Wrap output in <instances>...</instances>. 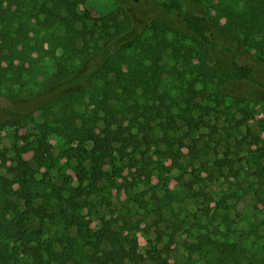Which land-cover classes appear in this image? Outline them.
I'll return each instance as SVG.
<instances>
[{"label":"trees","instance_id":"16d2710c","mask_svg":"<svg viewBox=\"0 0 264 264\" xmlns=\"http://www.w3.org/2000/svg\"><path fill=\"white\" fill-rule=\"evenodd\" d=\"M29 1L0 0V86L19 85L40 59L52 61L57 72L45 92L27 100L17 117L0 119L4 128L37 112L45 116L39 137L21 148L15 145L9 158L0 149V264H146L138 250L139 228L131 219H101L92 229L76 199L88 194V188H98L97 172L113 165L117 152L123 156L128 148L138 150L142 142L132 132L137 126L149 147L156 144L151 125L156 121L164 132L175 130L178 119L190 129L205 127L194 116L218 113L196 101L212 98L204 89L209 83L224 88L226 82H238L264 95V0H220L217 18L197 13L188 0H134L152 6L159 15L146 22L147 36L127 39L116 28L117 11L94 18L79 11L83 0ZM172 34L180 38L176 45L169 39ZM168 52L192 78L180 99L162 90ZM252 52L257 66L243 58ZM74 61H80V67L67 69ZM87 65L96 83L85 89L82 83L88 75L78 72ZM197 84L203 88L198 90ZM220 95L219 90L215 101ZM51 134L76 145L79 183L88 182L87 188L57 189L37 179L52 159ZM29 152L32 157L25 160ZM195 177L181 186L190 199L199 201L206 218L210 213L220 218L225 231L214 226L197 234L185 246L187 256L171 264H254L242 246L248 237L233 238V194L214 199L205 179ZM255 177L264 189V166ZM140 207L146 209L144 204ZM157 217L164 220L158 211ZM51 226L59 231L52 233Z\"/></svg>","mask_w":264,"mask_h":264},{"label":"rangeland","instance_id":"374dc122","mask_svg":"<svg viewBox=\"0 0 264 264\" xmlns=\"http://www.w3.org/2000/svg\"><path fill=\"white\" fill-rule=\"evenodd\" d=\"M219 1L188 0L187 3L197 13L217 18L215 10ZM79 11H88L94 18L119 12L116 28L123 39L142 33L147 36L146 22L159 15L152 6L134 0H83ZM222 24L223 20H220V26ZM178 30L184 29L178 26ZM178 38L175 34L169 37L175 45L180 41ZM56 54L61 55V50ZM250 54L246 53L244 60L257 66L255 53ZM169 55L170 52L163 62L166 71L162 77V90L172 98L180 99L192 78L182 72V63L176 64ZM219 61L221 65L223 60ZM80 64V61H74L67 69L75 71ZM91 68L87 65L78 72L83 77L88 75L87 82L82 83L85 89L96 83L89 76ZM56 72L52 61L40 59L19 85L0 86V119L17 117L27 100L45 92L46 84L53 80ZM66 83L71 82L64 85ZM196 86L198 90L203 88L200 84ZM204 89L212 98L196 101L218 111L211 112L209 116H197L198 113L194 116L196 121L203 120L205 127L200 125L190 129L178 119L175 130L164 132L156 121L151 124L156 144L149 147L143 141L142 129L137 126L132 132L137 133L138 140L142 142L138 150L128 148L123 156L117 152L113 165H105L97 172V177H100L98 188H88V194L76 199V203L92 229L98 228L101 219H131L139 228L135 231L138 250L146 264H171L175 258L187 256L185 246L197 234L212 230L214 226L225 231L220 218L214 219L211 213L206 218L199 201L190 199L181 186L182 182L193 181L196 175H200L211 186L216 195L214 199L220 198L222 193L233 194L234 199L229 201L233 207L230 210L235 231L233 238L236 240L240 235L248 237L243 239L242 246L248 250L254 264H264V189L255 177V172L264 166V95L238 82H226L224 88L209 83V87ZM219 90L223 95L216 102ZM44 122L45 116L37 112L25 116L14 126L0 128V149L8 158L13 156L15 145L21 148L41 135L40 128ZM48 141L52 159L47 167L40 169L37 179L57 189L77 188L80 192L87 188L88 182L82 186L79 183L76 145H69L53 134L48 136ZM115 146L118 150L121 148L119 144ZM85 147L90 149L91 144ZM31 157L30 152L23 155L25 160ZM84 167L90 177V165L85 162ZM140 204H144L146 209ZM157 211L164 220L157 217ZM51 231L56 233L59 229L51 226Z\"/></svg>","mask_w":264,"mask_h":264}]
</instances>
